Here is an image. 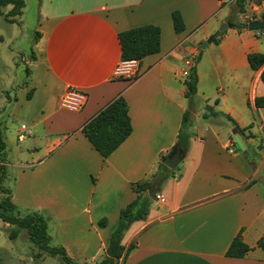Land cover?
I'll use <instances>...</instances> for the list:
<instances>
[{"label": "crops", "instance_id": "obj_1", "mask_svg": "<svg viewBox=\"0 0 264 264\" xmlns=\"http://www.w3.org/2000/svg\"><path fill=\"white\" fill-rule=\"evenodd\" d=\"M23 1L22 18L29 0ZM225 1L36 0L34 32L40 38L20 88L24 102L36 104L21 124L32 132L23 148L32 159L8 164L16 174L11 201L20 209L47 213L57 246L77 263L104 258L119 211L136 197L131 185L150 180L160 159L170 155L189 109L193 122L184 156L171 170H177L173 178L167 174L158 198L152 191L159 180L147 193L148 215L122 239L125 248L135 247L118 264H264V249L257 246L264 238V153L252 162L253 169L242 156L264 145V108L254 106L255 98L264 97L262 69L252 71L247 61L251 53L264 54V32L229 28L228 15L210 25ZM174 11L184 22L180 34L172 25ZM263 14L264 0H246L243 18L234 23ZM222 23L227 30L220 42L201 49ZM145 25L160 29L159 52L133 62L135 76H116L124 63L118 34ZM4 43L0 35V46ZM188 59L194 60L198 80L191 100L184 85ZM14 86L13 79L1 86L2 103L12 106L13 116L21 102L11 97ZM68 91L84 96L80 110L61 107ZM118 100L126 105L131 130L104 155L83 129ZM214 113L230 117L241 129L249 127L243 138L239 134L244 151L235 148L232 123ZM101 219H106L104 228L98 227ZM24 233L14 240L7 236L11 250L16 241L30 243ZM239 233L250 251L241 259L225 257Z\"/></svg>", "mask_w": 264, "mask_h": 264}, {"label": "trees", "instance_id": "obj_2", "mask_svg": "<svg viewBox=\"0 0 264 264\" xmlns=\"http://www.w3.org/2000/svg\"><path fill=\"white\" fill-rule=\"evenodd\" d=\"M240 14L245 13L246 0L236 1ZM7 7H11L8 12H5ZM25 3L23 0H0V17H2L9 24L17 23L21 18ZM252 19H255L254 17ZM172 25L175 33L180 34L184 31V22L182 16L178 11L171 14ZM264 22V14L259 18ZM234 23L228 21V27L234 29H247V23ZM264 32V31H260ZM220 35L215 34L208 39V43L218 44L220 42ZM40 38L38 32H34L33 43H36ZM118 41L121 49L120 60L122 62H140L147 56L155 55L160 50V29L156 26L145 25L135 27L118 34ZM35 55L31 52L30 61H34ZM196 62L198 58L195 59ZM249 67L252 71L261 70L260 80L264 85V54L251 53L247 56ZM29 71H27L28 73ZM197 75L196 70L192 67L188 73L184 85L186 87L185 97L191 100L195 97L197 92ZM31 91L27 93V98L30 99ZM254 106L256 108H264V97L254 99ZM193 111L186 110L182 116L181 127L177 135L176 144L171 149L169 154L176 150V146L180 145V151L187 149L190 140L189 127L193 122ZM216 116H221L227 121L231 122L236 131L243 138V132L248 128L241 129L228 116L220 113H214ZM130 122L127 116L126 105L122 100L116 101L113 105L108 107L101 115L88 124L83 132L90 139L92 143L99 149L102 154H106L112 150L111 146L117 145L130 133ZM236 145V144H235ZM242 156L249 164L250 168H254L253 154L247 151L242 153ZM7 157L6 143L3 140L0 131V220L7 223L14 228L9 232V239L14 240L18 237L21 231H25L28 240L31 244L36 246L40 251L49 253L52 256L60 257L64 264H79L69 258L65 249L61 246L52 245V239L49 235L48 223L50 217L47 213L37 210H23L15 206L11 201V190L2 187L1 183L5 177V168L3 163ZM165 157L160 159L157 172L152 175L150 180H145L140 183L131 185L133 192L136 194L135 199L125 208L119 211L118 225L112 232L108 246L105 251L104 258L96 264H118L121 258L128 255L133 249L134 245L125 248L122 245L124 234L128 231L130 226L137 221H141L148 215L150 198L147 195L154 184L160 180L164 175L168 174V178H173L175 171L169 170L162 163ZM252 181L250 184L254 183ZM106 226V219H101L98 222L99 228ZM257 246L264 249V238H261ZM250 248L242 242L241 234L239 233L230 243L225 252V257L241 259ZM85 264V263H83Z\"/></svg>", "mask_w": 264, "mask_h": 264}, {"label": "rangeland", "instance_id": "obj_3", "mask_svg": "<svg viewBox=\"0 0 264 264\" xmlns=\"http://www.w3.org/2000/svg\"><path fill=\"white\" fill-rule=\"evenodd\" d=\"M237 0H227L222 4V10L219 13L216 20L210 25H216L215 22H220L223 16L228 15L230 21L237 22L243 18L239 13ZM27 10L22 18L18 19L15 25L5 24L3 18L0 17V35L4 37V45L0 46V131L3 136V140L6 143L7 157L2 164L5 168V177L1 183L2 187L12 190L14 178L16 174L14 165L24 164L30 162L32 159L25 150L24 147L29 145L28 141L19 143L17 141L16 131L24 122L26 118V112L29 109H36V104H26L23 100V92L20 88H23V84L27 81L28 62L30 61L31 52H33L34 40V26L36 24V0H29ZM249 16V15H247ZM8 23V22H6ZM226 24L222 23L218 27L219 34H223L227 28ZM206 28H202L204 31ZM260 32V31H259ZM204 41L201 46L205 43ZM12 80L15 82L12 96L16 95L21 99L20 104L16 108L17 114L13 116L12 106L10 104H3L2 100L6 99V96L1 92L2 84L6 83V80ZM224 124H228L224 122ZM27 139V138H26ZM264 144V140L262 139ZM236 150L238 146L235 145ZM256 150H252L254 153L253 160L255 164L260 160V155L264 153V145L258 144L255 146ZM40 156V155H39ZM34 157V155H33ZM11 165V166H8ZM177 171V170H176ZM175 171V172H176ZM264 180V179H263ZM100 221V220H99ZM98 221V222H99ZM49 227V235L52 239V245L57 246V238L54 232L56 229ZM83 230V229H80ZM67 232L75 233V229H66ZM10 232L9 227H4V223L0 221V264H64L60 257L52 256L47 252L40 251L36 246L27 242L16 241L14 243L13 250L9 247L11 243L8 239ZM78 232V230H77ZM25 239L28 240V236L24 233ZM24 249L22 260H18V252L21 248ZM14 258L12 260L11 258ZM10 258V259H8ZM83 264V263H79Z\"/></svg>", "mask_w": 264, "mask_h": 264}, {"label": "built area", "instance_id": "obj_4", "mask_svg": "<svg viewBox=\"0 0 264 264\" xmlns=\"http://www.w3.org/2000/svg\"><path fill=\"white\" fill-rule=\"evenodd\" d=\"M133 62H124L121 64L120 67H118L115 71L116 76H135L134 70L131 69V64ZM194 65V60L193 59H188L185 62V67L187 70L184 71V75L188 76V73L190 69ZM84 96L80 93H77L75 91H68L64 97L60 101V105L62 108L70 110V111H78L81 109L84 103ZM32 132L25 127V125L21 126L20 133L17 136L18 142L24 141L26 138H28ZM158 198V196H157Z\"/></svg>", "mask_w": 264, "mask_h": 264}, {"label": "water", "instance_id": "obj_5", "mask_svg": "<svg viewBox=\"0 0 264 264\" xmlns=\"http://www.w3.org/2000/svg\"><path fill=\"white\" fill-rule=\"evenodd\" d=\"M226 28H227V26H226ZM247 31H249V32L264 31V22L263 21H259V20L249 21L247 23ZM207 45H208V42H205L201 46V49H205ZM232 135H233V139H234L235 144L238 146L239 151L240 152L244 151L245 150L244 144L242 143V141H241V139L239 137V134H238V132L235 129L232 131ZM183 156H184V151H180V145L178 144L176 146L175 152L170 154V155H168L163 160V164L169 170H173L179 165V163L181 162ZM166 179H167V174L164 175V177L158 181V183L156 184L155 188L153 189L152 195L155 196L156 199H157V196H158V190L160 189L162 183Z\"/></svg>", "mask_w": 264, "mask_h": 264}]
</instances>
